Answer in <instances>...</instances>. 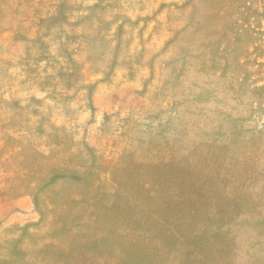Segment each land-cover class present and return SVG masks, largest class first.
Returning a JSON list of instances; mask_svg holds the SVG:
<instances>
[{
	"label": "rangeland",
	"instance_id": "obj_1",
	"mask_svg": "<svg viewBox=\"0 0 264 264\" xmlns=\"http://www.w3.org/2000/svg\"><path fill=\"white\" fill-rule=\"evenodd\" d=\"M68 1L0 0V264H264V0Z\"/></svg>",
	"mask_w": 264,
	"mask_h": 264
},
{
	"label": "crops",
	"instance_id": "obj_2",
	"mask_svg": "<svg viewBox=\"0 0 264 264\" xmlns=\"http://www.w3.org/2000/svg\"><path fill=\"white\" fill-rule=\"evenodd\" d=\"M62 0H38V10L36 8L30 9V10H21L18 9H11V16H16L18 14L23 15L26 13L31 12L32 20L34 24L38 23V33L43 35V25H44V18L50 17L52 15H56L60 4ZM5 4V3H4ZM4 4L0 7H6ZM72 4V3H68ZM10 6V5H8ZM18 6H23L22 1L18 2ZM37 37H22V36H14L13 37H2L0 36V53H2V56L0 58V61H2V58L4 57L6 60H12L8 61V63L3 62L2 67L0 68V77L6 78V84L4 88H8L10 90L12 85L11 83H18L21 87L17 86L15 89L12 88V91H18V98L21 100V98L28 99V97L36 96V92L30 88V84L28 85L26 82L24 83L23 77H20V72H23V65L20 63V61L15 60L20 59L22 60L23 57L28 56L29 54H33L34 50L32 49V46L35 45V40ZM12 50H10V49ZM9 49V50H7ZM8 51V54H7ZM4 59V60H5ZM18 63V65H16ZM20 67V68H19ZM12 75V76H10ZM14 76V77H13ZM19 76V77H18ZM27 84V85H26ZM42 90V88H40ZM5 98H10L8 95H5ZM32 98V97H31ZM38 98H40V95L38 93ZM30 99V98H29Z\"/></svg>",
	"mask_w": 264,
	"mask_h": 264
},
{
	"label": "trees",
	"instance_id": "obj_3",
	"mask_svg": "<svg viewBox=\"0 0 264 264\" xmlns=\"http://www.w3.org/2000/svg\"><path fill=\"white\" fill-rule=\"evenodd\" d=\"M68 0H62L61 1V4H60V7H63V6H67L68 7V10L70 9V11H73V10H75V5H70V4H68ZM59 7V8H60ZM88 7H89V9H93V7H96L95 5H88ZM87 8V7H86ZM54 17H55V15H52V16H50V17H46V18H44V22H46L47 21V19H54ZM82 17V16H81ZM81 17H79L78 19H77V22H79L80 21V19H81ZM64 18H66L67 20L70 18V19H72V18H74L73 16H71V15H67V16H65ZM69 19V20H70Z\"/></svg>",
	"mask_w": 264,
	"mask_h": 264
}]
</instances>
